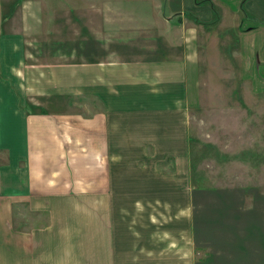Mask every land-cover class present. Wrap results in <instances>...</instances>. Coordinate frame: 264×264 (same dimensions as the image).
<instances>
[{
    "label": "crops",
    "instance_id": "1",
    "mask_svg": "<svg viewBox=\"0 0 264 264\" xmlns=\"http://www.w3.org/2000/svg\"><path fill=\"white\" fill-rule=\"evenodd\" d=\"M26 1L0 0V264H264L262 221L216 225L212 203L264 197V128L241 153L206 140L244 167L225 184L205 175L211 157L190 125L198 30L223 14L238 21L240 81L264 98V0H147L151 11L135 9L145 33L101 39L90 27L68 58L33 62L24 32L7 27Z\"/></svg>",
    "mask_w": 264,
    "mask_h": 264
},
{
    "label": "rangeland",
    "instance_id": "2",
    "mask_svg": "<svg viewBox=\"0 0 264 264\" xmlns=\"http://www.w3.org/2000/svg\"><path fill=\"white\" fill-rule=\"evenodd\" d=\"M140 1L141 8L137 7L139 4L135 0H27L23 7L13 9V20L7 24V27L24 32L32 62L50 58L53 55L52 50L62 53L58 56L59 59H65L69 57V49L73 46L83 48L84 41L90 38L88 32L91 31L90 27L93 35L101 39H107L116 33L122 35L130 32H134L132 35L145 33L140 26L146 24L138 19L135 9L142 12L151 11L152 4L147 0ZM9 8L10 4L5 3L4 9ZM131 15H135L134 18ZM220 18L221 21L217 24L210 25L209 28L201 26L198 30V50L202 58V101L193 110L190 125L193 135L199 139L197 148L207 150V159L211 157L207 161L205 175L218 176L227 184L231 179L226 180L225 176L231 177L230 175H236L239 172L247 176L244 173V167L238 168L242 166L238 160L220 161L218 157L213 156V150L210 152L204 143L208 139H213L211 144L217 150L231 154L241 153L247 149L254 150L260 146V139L263 136L260 132L264 128V98L253 95L249 85L240 81L238 58L235 55L237 19L224 14ZM119 43L120 41L114 40L107 45V48L109 46L111 51L119 52L117 48ZM129 45L132 46V43ZM160 170L164 173L163 168ZM215 185L220 186L219 183ZM244 191L247 192V190ZM255 191L262 192L264 187ZM190 198L191 196L189 200ZM254 198V211L251 210L253 205H247L245 201L238 200L237 197L222 199L221 196L216 200L213 199V208L222 210L220 212L222 224L216 225L223 226L224 220L230 219V228L234 226L231 224L232 219H236L235 226H237L241 225L242 221L248 222L253 218L255 222L261 220L264 227V201H261L264 197L261 198L259 194H256ZM158 201H155L156 205L161 206ZM151 202L154 203V201ZM194 203H196L195 199ZM259 208H261L258 213L260 216H255ZM231 212L235 214L231 215ZM223 227H228V224H224ZM233 234L237 238L240 235L234 230L228 235Z\"/></svg>",
    "mask_w": 264,
    "mask_h": 264
},
{
    "label": "trees",
    "instance_id": "3",
    "mask_svg": "<svg viewBox=\"0 0 264 264\" xmlns=\"http://www.w3.org/2000/svg\"><path fill=\"white\" fill-rule=\"evenodd\" d=\"M205 1H210V0H196V3L199 4V3H202V2H205ZM194 19H196L197 22H200L199 19H197L196 17H194Z\"/></svg>",
    "mask_w": 264,
    "mask_h": 264
}]
</instances>
